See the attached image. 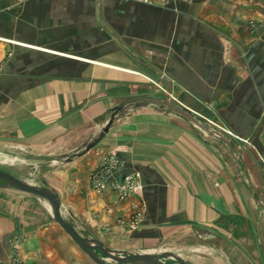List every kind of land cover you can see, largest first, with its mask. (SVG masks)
<instances>
[{
  "label": "crops",
  "instance_id": "obj_1",
  "mask_svg": "<svg viewBox=\"0 0 264 264\" xmlns=\"http://www.w3.org/2000/svg\"><path fill=\"white\" fill-rule=\"evenodd\" d=\"M152 79L172 98L128 106L74 157ZM0 144L63 158L40 181L113 250L264 264V0H0ZM117 149L110 179L142 186L136 222L129 199L91 188ZM0 264L95 263L46 202L0 188Z\"/></svg>",
  "mask_w": 264,
  "mask_h": 264
},
{
  "label": "water",
  "instance_id": "obj_2",
  "mask_svg": "<svg viewBox=\"0 0 264 264\" xmlns=\"http://www.w3.org/2000/svg\"><path fill=\"white\" fill-rule=\"evenodd\" d=\"M133 104V105H132ZM148 105L161 106L164 102L155 96H135L122 101L111 114L100 132L85 141L81 145V151L73 155L78 157L93 148L108 133L114 119L122 115L128 106L143 107ZM66 160H70L69 157ZM0 188L12 189L22 193L33 195L46 202L50 208L52 219L63 231L69 235L74 243L95 263V264H167L165 260H172L177 264H191L173 251L158 252H135L113 250L96 238L87 237L77 231L74 224L65 219L61 214V200L59 195L47 186L45 181L40 184L30 182L27 179L17 177L11 172L0 169ZM107 260H110L108 262Z\"/></svg>",
  "mask_w": 264,
  "mask_h": 264
},
{
  "label": "rangeland",
  "instance_id": "obj_3",
  "mask_svg": "<svg viewBox=\"0 0 264 264\" xmlns=\"http://www.w3.org/2000/svg\"><path fill=\"white\" fill-rule=\"evenodd\" d=\"M152 80L150 82L152 83L156 91L151 96L159 97L162 101H165L166 98L170 100L172 98V95L167 92V89L163 88L160 85L158 79ZM168 104L169 105L167 106L171 107L172 110H175L177 107V105H175L173 102H169ZM24 151L20 149L18 145L16 146V144L9 146L0 144V169L11 172L17 177L27 179L30 182L40 184V180L49 175L48 171H51L52 161L57 160L54 161L56 162L54 165H59L63 162V158L61 157H51L48 154L32 155L27 150L25 152ZM78 151H81V148H79ZM44 165H50V167L46 169L45 167H42ZM93 191L95 190L93 189ZM158 251L165 250H162V248L160 247L159 249L155 250V252ZM165 262L167 264H177L172 260H165Z\"/></svg>",
  "mask_w": 264,
  "mask_h": 264
},
{
  "label": "built area",
  "instance_id": "obj_4",
  "mask_svg": "<svg viewBox=\"0 0 264 264\" xmlns=\"http://www.w3.org/2000/svg\"><path fill=\"white\" fill-rule=\"evenodd\" d=\"M117 150H110L101 163H98L91 176V186L97 192L110 190L119 201L130 200V207L135 210L134 221H138L141 217L138 207V199L142 194V186L139 181L138 174L130 173L125 175L120 181L110 179V176L122 165V161L118 158ZM130 196L132 199H130ZM136 198H133V197Z\"/></svg>",
  "mask_w": 264,
  "mask_h": 264
},
{
  "label": "bare ground",
  "instance_id": "obj_5",
  "mask_svg": "<svg viewBox=\"0 0 264 264\" xmlns=\"http://www.w3.org/2000/svg\"><path fill=\"white\" fill-rule=\"evenodd\" d=\"M105 135H107V133L105 134ZM90 181H91V178H90ZM91 183V182H90ZM108 262H110V260H107Z\"/></svg>",
  "mask_w": 264,
  "mask_h": 264
}]
</instances>
